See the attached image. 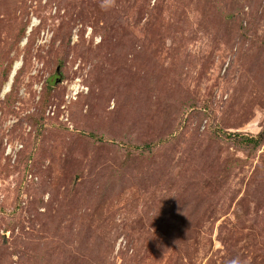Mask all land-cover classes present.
Returning a JSON list of instances; mask_svg holds the SVG:
<instances>
[{"label":"rangeland","instance_id":"374dc122","mask_svg":"<svg viewBox=\"0 0 264 264\" xmlns=\"http://www.w3.org/2000/svg\"><path fill=\"white\" fill-rule=\"evenodd\" d=\"M0 264H264V0H0Z\"/></svg>","mask_w":264,"mask_h":264},{"label":"trees","instance_id":"16d2710c","mask_svg":"<svg viewBox=\"0 0 264 264\" xmlns=\"http://www.w3.org/2000/svg\"><path fill=\"white\" fill-rule=\"evenodd\" d=\"M261 139V136H243L240 138L241 142L245 145H251L252 147L254 145H257L258 144V141ZM140 148V146L138 147Z\"/></svg>","mask_w":264,"mask_h":264},{"label":"bare ground","instance_id":"6f19581e","mask_svg":"<svg viewBox=\"0 0 264 264\" xmlns=\"http://www.w3.org/2000/svg\"><path fill=\"white\" fill-rule=\"evenodd\" d=\"M17 65H15V67L13 68V70L11 71L10 75H9V78H8V81L6 82L5 86H4V90H3V93L7 92L10 88V85H11V77H12V74H13V71L16 70L17 68Z\"/></svg>","mask_w":264,"mask_h":264},{"label":"built area","instance_id":"2783aa9c","mask_svg":"<svg viewBox=\"0 0 264 264\" xmlns=\"http://www.w3.org/2000/svg\"><path fill=\"white\" fill-rule=\"evenodd\" d=\"M70 93H71V95L75 96L77 94V87L76 86L74 88L72 87L70 90ZM8 148H7V150H8V152H10L11 151L10 146H8Z\"/></svg>","mask_w":264,"mask_h":264},{"label":"water","instance_id":"95a60500","mask_svg":"<svg viewBox=\"0 0 264 264\" xmlns=\"http://www.w3.org/2000/svg\"><path fill=\"white\" fill-rule=\"evenodd\" d=\"M14 74H15V70L13 71V74H12V77H11V81L10 82H12V78H13Z\"/></svg>","mask_w":264,"mask_h":264}]
</instances>
